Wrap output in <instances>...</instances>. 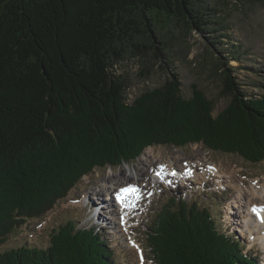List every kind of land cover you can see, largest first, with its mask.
<instances>
[{"label": "trees", "instance_id": "16d2710c", "mask_svg": "<svg viewBox=\"0 0 264 264\" xmlns=\"http://www.w3.org/2000/svg\"><path fill=\"white\" fill-rule=\"evenodd\" d=\"M210 11L202 0H0V208L9 201L0 246L52 212L84 176L134 162L150 146L202 144L264 161V100L234 76L237 51L223 47L228 55L214 63L231 97L217 117L199 88L183 96L168 62L154 17L205 34ZM128 54L154 59L171 79L130 99L129 78L115 68ZM148 228L155 264H259L196 202L171 198ZM116 255L95 228L68 221L44 249L9 250L0 264H121Z\"/></svg>", "mask_w": 264, "mask_h": 264}, {"label": "rangeland", "instance_id": "374dc122", "mask_svg": "<svg viewBox=\"0 0 264 264\" xmlns=\"http://www.w3.org/2000/svg\"><path fill=\"white\" fill-rule=\"evenodd\" d=\"M202 2L215 10L209 12L212 25L205 34L197 32L189 34L182 30L179 23L166 22L163 16L156 15L154 18L155 22L158 21L159 34L165 40L171 70L179 74L182 81L183 96L190 99L193 90L199 88L214 103V117H217L231 102V97L223 93V76L216 72L214 66L217 59H225L226 54L228 55L226 51H222L223 47L226 50L237 51L235 56L239 57V60L235 61L232 55L229 58H232L234 76L238 78L243 90L250 97L264 100V0H202ZM115 68L120 74L129 78L130 99L140 97L147 90L160 88L168 78L171 79V75L167 74V67L163 68L159 62L150 57L141 58L128 54ZM231 128L235 130L236 125ZM149 149L152 151L151 154L147 153ZM152 159L153 162L150 163ZM163 163H170L171 169L174 168L173 170L179 174H184L191 166L195 168V165L203 164L202 168L206 170L214 165L220 173L228 174L229 178L220 180L223 181L220 183L221 188L213 187L218 184L214 178H208L213 181L207 179L200 183L191 180L183 184L171 179V186L160 184V187L153 189L146 185L145 189H142L146 200L143 202V207L137 209L141 211L139 213L141 216L132 218L130 231H126L130 238L140 244V248H144L143 255L146 259L142 261L138 258V250L130 248L129 243L132 245V241L126 242L122 234L120 237L117 236L120 234L114 233L111 222L118 223L119 220L117 212L113 215L115 219L112 221V213L115 209L113 204L116 206L118 203L115 195L112 197L113 201L110 199L112 195L108 188L110 184L106 189L105 183H112L114 180L119 182L120 179L128 183V177L137 180L140 175V180H146L157 175V171L166 174L170 169L163 167L161 165ZM198 172L196 168L193 170L195 174ZM253 185H257L258 190L264 187V161L251 164L237 154L210 151L202 144H190L182 148L150 146L134 162L118 167L98 168L84 176L70 190L66 199L57 203L52 212L41 218L29 220L24 227L15 229L8 240L0 246V254L24 246L44 249L54 229L68 221H73L80 228L94 226L96 231L104 235L112 244V248L116 250V258L121 264H155L147 241L148 226L152 224L162 207L174 198L178 201L185 200L189 206L194 202L198 203L211 213L217 224H223L224 219L225 228H229V233L236 234V239L244 242L247 251L253 252L254 257L257 256L260 263L264 264L262 246L255 243L250 248L249 240L241 233L240 225L249 228L242 218L246 206L235 207V202H239L240 197L238 187L252 192V188H255ZM54 187L56 189L58 185ZM12 192L14 194V191ZM105 199H109L108 202ZM8 202L1 206L6 208ZM92 205L106 209L95 211L91 209ZM4 208H0V211Z\"/></svg>", "mask_w": 264, "mask_h": 264}, {"label": "bare ground", "instance_id": "6f19581e", "mask_svg": "<svg viewBox=\"0 0 264 264\" xmlns=\"http://www.w3.org/2000/svg\"><path fill=\"white\" fill-rule=\"evenodd\" d=\"M147 153L151 154L152 151L150 150ZM152 162H153V159L150 160V163ZM159 162H156V163L159 164ZM161 165L163 167H167L170 169V171L167 172L170 175H168L167 173L162 174L163 172L158 173L159 171H157L156 172L157 175L151 177L150 179H146V180L144 179L140 180L139 179L141 177L140 175L137 177L138 178L137 180L133 177H128L127 178L129 180L128 183H126L124 179L122 180L120 179L121 182L114 180L112 183H105L106 189L110 184V187H108L110 189V193L112 194L110 199L112 200L113 195H115L114 197H116V201L118 203V205L116 206L113 204V207H115V209H113L112 216L118 212L117 217H118L119 222L118 223L111 222V225H113L114 227V233L120 234V235H117L120 237L122 234L126 242H129V241L133 242V240H135V239L130 238V235H128L126 231H130L131 222H133L131 219L134 218L135 216L137 217L141 216V214H139L141 213V211H138L137 209L140 207H143V204H144L143 202L146 200L145 194L142 191V189H145L146 185L150 186L153 189V188L160 187L159 186L160 184L171 186L170 184L171 179H173V181L183 184V183H187V181L191 182V180H196L202 183L208 178H214L218 182V184H216L213 187L221 188L220 183H223V181H220V180H223V178H229L228 174H226L225 172L220 173V171L214 165H211L209 169H206V170L202 168L204 167L203 164H200L199 166L195 165L196 170L199 171L198 174L193 173V170H195V168H193L194 166H191L188 170L184 172V174H179L175 170H173L174 168L171 169L170 163H163ZM210 181H213V180H210ZM131 187L136 188L137 191L128 196L125 204H121L120 201L117 199V194L120 193L121 189L131 188ZM253 187L255 188H252V192L242 187H238V190H240L241 192L240 191L238 192L240 197L238 198L239 202H235V205H236L235 207L246 206V212L242 214L243 215L242 218H243V222H245L249 226V228L247 229L246 227L243 226V224L240 226L242 228L241 233L243 234V236L245 234V237L250 242V248L253 247L255 243H259L264 250V222H262L259 216L257 215V213L253 211V208L255 207L261 210L260 215L264 216V187L260 188V190L257 189V185H253ZM242 191H246V192H242ZM247 192H250L251 194ZM105 200L108 202L109 199H105ZM92 206H95V205H92ZM103 209H106V208L103 207ZM244 211H245V208H244ZM112 218H113L112 219L113 221L115 219V216H113ZM129 246L131 249H134V250L136 249L139 251L140 246L136 244L135 246H133V244L131 245L130 243H129Z\"/></svg>", "mask_w": 264, "mask_h": 264}, {"label": "snow or ice", "instance_id": "6c2138e0", "mask_svg": "<svg viewBox=\"0 0 264 264\" xmlns=\"http://www.w3.org/2000/svg\"><path fill=\"white\" fill-rule=\"evenodd\" d=\"M136 191L137 189L134 187L121 189L120 193L117 194V199L120 201L121 204H125L128 196L132 193H135ZM253 211L256 212L261 221L264 222V216L260 215L261 210L254 207Z\"/></svg>", "mask_w": 264, "mask_h": 264}]
</instances>
